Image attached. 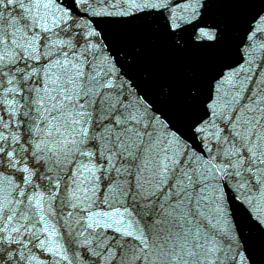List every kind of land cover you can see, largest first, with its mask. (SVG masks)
Listing matches in <instances>:
<instances>
[{"label": "snow or ice", "instance_id": "snow-or-ice-1", "mask_svg": "<svg viewBox=\"0 0 264 264\" xmlns=\"http://www.w3.org/2000/svg\"><path fill=\"white\" fill-rule=\"evenodd\" d=\"M0 264H264V0H0Z\"/></svg>", "mask_w": 264, "mask_h": 264}, {"label": "water", "instance_id": "water-1", "mask_svg": "<svg viewBox=\"0 0 264 264\" xmlns=\"http://www.w3.org/2000/svg\"><path fill=\"white\" fill-rule=\"evenodd\" d=\"M148 46H149V47H151V45H150V44H149ZM177 78H179V73H177Z\"/></svg>", "mask_w": 264, "mask_h": 264}]
</instances>
